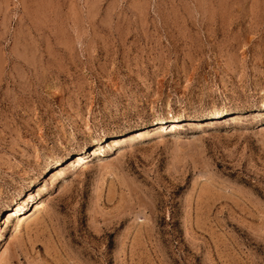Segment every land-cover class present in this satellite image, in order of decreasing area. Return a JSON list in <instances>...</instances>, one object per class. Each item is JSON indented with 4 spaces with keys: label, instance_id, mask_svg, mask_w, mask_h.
I'll return each instance as SVG.
<instances>
[{
    "label": "rangeland",
    "instance_id": "374dc122",
    "mask_svg": "<svg viewBox=\"0 0 264 264\" xmlns=\"http://www.w3.org/2000/svg\"><path fill=\"white\" fill-rule=\"evenodd\" d=\"M0 264H264V0H0Z\"/></svg>",
    "mask_w": 264,
    "mask_h": 264
},
{
    "label": "bare ground",
    "instance_id": "6f19581e",
    "mask_svg": "<svg viewBox=\"0 0 264 264\" xmlns=\"http://www.w3.org/2000/svg\"><path fill=\"white\" fill-rule=\"evenodd\" d=\"M145 130V129H144ZM144 130H141V131H138V132H136V134H135V136L134 137H140V136H143V135H145V133H146V131H144ZM118 139V138H117ZM117 139H113V142H117L118 140ZM116 143H114V144H110V145H115ZM99 148H94L93 149V154L94 155H97V154H99ZM77 157V159H76V161L74 162V163H72V165H80L81 163H83L84 161H85V157H84V155H77L76 156ZM55 175H57V172L55 173ZM32 194H30V197H32L31 196ZM41 206H42V204L41 203H35V208H34V211H32L31 212V214L28 216V217H30V216H33L40 208H41ZM23 209V206L22 205H19V208H18V210H15V212L13 213V215L16 213V212H18V211H20V210H22ZM31 211V210H30ZM30 211L28 212V213H30ZM27 213H25V214H21V216H26L27 217V215H26ZM9 216L11 217L12 216V214H9ZM26 217H24V218H26ZM20 220V219H19Z\"/></svg>",
    "mask_w": 264,
    "mask_h": 264
}]
</instances>
